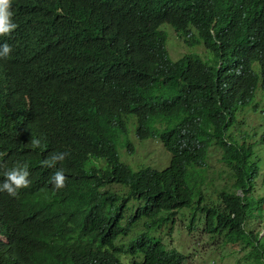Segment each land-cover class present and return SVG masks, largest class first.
I'll list each match as a JSON object with an SVG mask.
<instances>
[{"label": "trees", "instance_id": "1", "mask_svg": "<svg viewBox=\"0 0 264 264\" xmlns=\"http://www.w3.org/2000/svg\"><path fill=\"white\" fill-rule=\"evenodd\" d=\"M11 10L18 27L6 39L12 52L0 58V182L26 163L31 184L15 197L0 194V264H210V253L233 246L223 264H264V227L250 216L264 204V194L254 195L264 168L258 143L236 121L264 92V0H12ZM163 26L212 58L173 61ZM37 110L56 122L64 110L73 120L51 140ZM106 118L115 121L99 133L100 148ZM128 123L134 131L123 148L156 138L170 155L165 168L133 171L119 160ZM75 145L82 154L67 152L56 165L67 179L52 208L45 197L56 168L41 161ZM215 156L227 169L221 187ZM68 198H78L75 208ZM128 202L138 207L126 217ZM86 205L100 214L99 232L83 230ZM180 210L187 242H123L137 226L169 224L171 236ZM189 243L202 251H187Z\"/></svg>", "mask_w": 264, "mask_h": 264}, {"label": "rangeland", "instance_id": "2", "mask_svg": "<svg viewBox=\"0 0 264 264\" xmlns=\"http://www.w3.org/2000/svg\"><path fill=\"white\" fill-rule=\"evenodd\" d=\"M162 30L166 32L167 40H166V50L170 56V58L175 61L179 58L180 55H197L200 56L201 59L206 60L212 58V54L205 51L202 45L188 47L177 35L173 32V30L167 26H163ZM193 34V32L191 33ZM257 69V66L254 67ZM236 119L239 122L243 123V129H241V134L243 132H247L248 140L250 143L257 142L258 144L254 147V156L257 158L258 165L263 170L264 168V94H259L254 98L251 103L239 110L236 114ZM232 129H229L227 134L231 133ZM134 125L128 123L126 134L120 137V142L117 146V152L119 156V160L129 166L133 171H137L142 168H153L161 170L165 168L169 163L170 155L163 149L162 145L156 138H151L144 141H137L136 143L131 144L132 149L130 152L127 150L124 151V142L126 139H130V133H133ZM240 134V133H239ZM242 142V141H241ZM212 149V148H211ZM210 153V152H209ZM220 152L218 153V155ZM209 157V156H208ZM215 163V173L214 177V185L216 187H221L227 184V169L224 165L218 160V156L213 158ZM119 189V188H114ZM264 194V186L261 185V182H258L254 191V195L261 197ZM138 207V205L134 202H128L126 204V217H129L133 211ZM185 210V209H183ZM250 216L253 219L259 218V224L261 227H264V204L259 208L256 205L251 207ZM175 220V217H174ZM176 222V221H175ZM177 222H185L188 223V217L184 218V213L182 210L177 214ZM168 225H164L160 228H155L153 231H148L142 227L134 229L129 235V241L135 239L139 236L145 235L148 237H156L160 238L161 236L164 238L165 243H168V239L172 238L173 246H177L178 243H185L189 240L188 235L186 234V228L184 225H181L177 228V231H174L171 236L168 233ZM264 236V230L261 231L260 237ZM262 243H264V238L262 239ZM167 247H171L168 246ZM187 251H191L196 249L197 252H201L202 245L200 243H189L186 244ZM236 248L226 247L224 250L221 248L218 251H214L208 255L207 262L210 264H223L222 257L225 256V250H231ZM187 254V252L185 253Z\"/></svg>", "mask_w": 264, "mask_h": 264}, {"label": "clouds", "instance_id": "3", "mask_svg": "<svg viewBox=\"0 0 264 264\" xmlns=\"http://www.w3.org/2000/svg\"><path fill=\"white\" fill-rule=\"evenodd\" d=\"M11 6H12V0H0V58H7L9 56V54L12 52V48L6 42V39L18 27V25L13 22V12L11 10ZM211 34H213L212 30H211ZM74 52L76 53V55L78 56V59L80 60L79 53L75 50H74ZM262 94H264V92ZM254 96H255L254 98L256 99V95H254ZM58 100H64V101L72 103L70 101V99L66 96H56V102ZM243 108H245V107H243ZM243 108H241V109H243ZM62 112H63L62 118L57 122L52 121L51 119H49L47 117L46 114L41 113L38 110L36 112L35 118L40 119L41 126L42 127H49V129H50L49 130V136H50L51 140L53 139V131L56 128H58L60 126L68 125L73 120V118H71L64 110H62ZM114 121L115 120L112 118H106L104 120H100V126H99V129L97 131V143L100 146V148H103L104 146H103L102 142L98 139L99 133L103 129L111 126L114 123ZM236 121L238 123H240L241 127L243 128V123L239 122L238 119H236ZM228 130H227V132H228ZM227 132H226V135L228 138L229 134H227ZM121 136H123V135H121ZM145 140H148V139H145ZM119 141H120V138H119ZM30 145L33 149L39 148V147H41V141H40V139H31ZM130 149H132V147ZM130 149H128L129 152H130ZM123 150L127 152L126 148H123ZM67 152L72 153L76 156H79L83 152L82 145H75V146L69 147L64 152L52 153V154H50V156L48 158L41 161V165L43 167H46L49 169L56 168V165L58 163H62L65 160V158L68 155ZM2 174L5 177V179L0 182V194H2V195L15 197L18 195L19 190L28 188L31 184V181L29 180L30 173L28 171V165L26 163L25 164L17 163L14 166H12L10 169L3 171ZM66 179H67V177L65 176V169L63 167L56 168V171L53 173L52 178H51L53 192L50 195V197H45L51 207H52V202H53L54 190H60V193H62V189L65 187ZM116 188H119V189H115V192H119L120 186H116ZM68 201H69L71 207L75 208V205H76V202L78 201V198H68ZM99 221H100L99 212L96 209H94L93 207L86 205V207L84 209V229L83 230L87 231V232H99L100 231ZM175 221L176 222H175V226L173 227L172 233L174 231H177V228L179 226H181V223H182V222L181 223L177 222V215H175ZM143 222H147V220H143ZM166 225H168L170 228L169 224H166ZM162 226H164V224H162L158 227H155V228H160ZM140 227H142V226H137L134 229L140 228ZM169 228H168V233H169ZM154 229L148 230V231H153ZM154 238H156V237H154ZM156 239H159L164 244L166 249L168 248L167 247L168 243H165V240L162 236L160 238H156ZM0 241L5 242V240L2 236H0ZM123 242L128 243L129 238L124 239ZM138 259L139 258H136V260H138ZM121 260L123 263H126L125 260H123V257H121Z\"/></svg>", "mask_w": 264, "mask_h": 264}]
</instances>
